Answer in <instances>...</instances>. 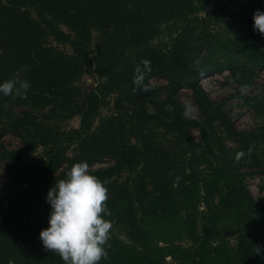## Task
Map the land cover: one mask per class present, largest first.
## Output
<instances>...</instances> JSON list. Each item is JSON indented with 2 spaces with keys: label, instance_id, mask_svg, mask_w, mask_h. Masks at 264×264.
Returning a JSON list of instances; mask_svg holds the SVG:
<instances>
[{
  "label": "trees",
  "instance_id": "trees-1",
  "mask_svg": "<svg viewBox=\"0 0 264 264\" xmlns=\"http://www.w3.org/2000/svg\"><path fill=\"white\" fill-rule=\"evenodd\" d=\"M232 1L0 0V83H30L24 98L0 94V264H63L39 233L49 226L48 190L81 161L105 182V218L127 239L111 234L99 264H264V197L255 200L245 183L264 175V91L243 97L258 120L244 130L227 101L200 84L225 70L250 85L264 70V36L253 29L264 0L249 2L243 36L223 37L200 20L206 12L225 21ZM83 73L100 81L84 89ZM156 76L164 81L149 82ZM181 88L191 91L195 117ZM74 117L78 125H66ZM6 134L18 144L6 146ZM106 154L113 163L90 169ZM151 226L182 234L158 245Z\"/></svg>",
  "mask_w": 264,
  "mask_h": 264
},
{
  "label": "clouds",
  "instance_id": "clouds-1",
  "mask_svg": "<svg viewBox=\"0 0 264 264\" xmlns=\"http://www.w3.org/2000/svg\"><path fill=\"white\" fill-rule=\"evenodd\" d=\"M253 29L264 36V11L253 14ZM150 71V61L143 62ZM142 82L134 78V83ZM30 83L13 77L0 83V94L13 99L24 98ZM139 91L140 89H135ZM243 153H238L237 161ZM64 179L56 180L50 187L46 200L51 206L48 227L41 230L39 238L44 250L57 254L63 264H99L108 258L111 232L114 223L106 219L111 212L105 182L90 174L86 161L75 163ZM256 254L262 248L255 246Z\"/></svg>",
  "mask_w": 264,
  "mask_h": 264
},
{
  "label": "rangeland",
  "instance_id": "rangeland-1",
  "mask_svg": "<svg viewBox=\"0 0 264 264\" xmlns=\"http://www.w3.org/2000/svg\"><path fill=\"white\" fill-rule=\"evenodd\" d=\"M251 0H233L230 4V12L225 21H220L219 19H214L212 16L208 15L206 12H201L199 14L200 20L203 24H208L209 28L218 30L221 32V36H243L245 33L249 32V28L242 26L240 21L246 16L247 6ZM247 30V31H246ZM63 50L71 51L69 45H61ZM94 47V42L91 43L89 50H92ZM227 71L223 70L221 73H208L203 75L200 78V84L208 92L209 96L215 102L225 99L226 109L232 119L233 125L236 129H250L255 126L257 123V118L254 117L251 108L243 103V97L251 96L260 91H264V70H258L255 72V75L252 78L250 85H239L234 81L230 76L226 75ZM100 79L96 74L83 73L79 83L83 86L84 89L94 87ZM164 80L156 76L151 78L149 82L154 84H159ZM112 98V96H110ZM179 98L182 104L184 105L185 112L189 117H195L197 115V108L192 102L191 91L188 88L179 89ZM103 114L108 113V109L102 110ZM79 123L78 117L70 119L66 125L77 126ZM152 125H149L145 128H151ZM192 136L195 140H198L199 134L198 131L193 128L191 130ZM132 142L136 143L137 137L131 136L129 138ZM2 142L8 146L13 147L18 144V139L15 137L6 134L2 138ZM114 159L109 155H105L100 161L94 162L90 169H95L101 166H105L113 163ZM6 181V176L4 174V163L0 165V183ZM245 183L248 188L250 195L255 200H261L264 197V175L257 173L255 175H248L245 178ZM161 226H151L149 230L150 236L149 239L152 243H157L158 245H167L168 242L174 241L178 238V234H182L180 227H175L179 232L165 233ZM120 228L118 226L113 227L111 234H117L121 236V240L127 242V239L123 234L119 233ZM228 238L225 240L228 244L235 243V237L228 233ZM190 242L186 239L182 240L184 246L188 245ZM167 260H170V257H166Z\"/></svg>",
  "mask_w": 264,
  "mask_h": 264
}]
</instances>
